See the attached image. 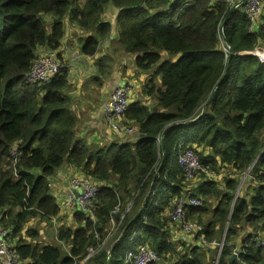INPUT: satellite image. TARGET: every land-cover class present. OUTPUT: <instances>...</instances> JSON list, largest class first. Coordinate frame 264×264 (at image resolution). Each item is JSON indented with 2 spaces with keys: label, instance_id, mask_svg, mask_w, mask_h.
Listing matches in <instances>:
<instances>
[{
  "label": "trees",
  "instance_id": "1",
  "mask_svg": "<svg viewBox=\"0 0 264 264\" xmlns=\"http://www.w3.org/2000/svg\"><path fill=\"white\" fill-rule=\"evenodd\" d=\"M107 7L117 11L113 24ZM230 10L218 0H0V226L11 229L20 264H124L132 236L165 263L229 264L236 252L231 264H264V248L252 241L264 229V65L252 55L264 49V10L252 30L240 9ZM67 20L88 35L84 56H95L116 28L123 53L151 75L141 92L153 103H130L124 114L137 137L81 142L64 65L47 85L25 82L39 55L60 60ZM97 72L99 89L110 70ZM182 139L213 175L202 174L196 188L177 163ZM64 166L99 186L93 210H73L57 246L25 242L30 220L60 215L51 181ZM185 195L201 201L187 218L203 232L180 251L167 215ZM130 202L108 238L111 212ZM201 238L221 239L222 249Z\"/></svg>",
  "mask_w": 264,
  "mask_h": 264
},
{
  "label": "built area",
  "instance_id": "2",
  "mask_svg": "<svg viewBox=\"0 0 264 264\" xmlns=\"http://www.w3.org/2000/svg\"><path fill=\"white\" fill-rule=\"evenodd\" d=\"M227 8L240 9L246 20L251 26V30L255 26L258 18L264 10V0H245L239 5L241 0H218ZM224 48V52H226ZM252 55L256 57L261 64L264 65V49L256 48L252 51ZM64 68L62 62L53 55H39L36 61L33 62L30 71L25 75V82L29 85L39 84L47 85L58 75ZM130 85L120 86L113 89L107 100L103 104V114L106 123L112 135L118 139H126L128 137H137L136 130L126 124L124 120L125 111L130 104ZM161 137H157V143H160ZM177 163L179 164L186 180L193 181L197 175L205 174L208 178H213V175L203 166L199 160L198 154L192 149L186 147V140L182 139L177 144ZM16 149L10 151L12 158L16 157ZM70 191L66 195V206L72 210L81 212H91L94 208V199L99 191V186L92 183L90 180L74 175L69 181ZM133 202H130L125 209L120 210L119 205L111 212L110 229L108 238L112 236L125 219L126 215L130 213ZM201 206L200 199L185 195L181 199H174L172 201V208L169 211L167 218L170 220L169 227L178 225L182 232L188 236H194L203 232V227L196 221H191L187 218V211L189 209H197ZM119 216V223L116 224L114 217ZM143 221L139 223V226ZM11 229L0 226V264H20L19 256L14 251L11 243ZM135 236L130 237L129 242L131 246L126 250L124 256V264H157L159 261L158 255L151 250L147 245H134ZM252 241L259 248H264V229L258 236L252 238ZM202 245L210 246L209 248L218 247L222 249L223 242L216 243L215 241L208 244L201 238ZM96 249L89 248L88 254L84 262L92 258ZM233 255L237 256L236 252ZM83 262V263H84Z\"/></svg>",
  "mask_w": 264,
  "mask_h": 264
},
{
  "label": "crops",
  "instance_id": "3",
  "mask_svg": "<svg viewBox=\"0 0 264 264\" xmlns=\"http://www.w3.org/2000/svg\"><path fill=\"white\" fill-rule=\"evenodd\" d=\"M116 14L117 11L112 7H109L104 16V20L106 17L107 18L109 17V19L111 20V16H113L112 22H110L111 24H113L115 21ZM65 24H66L65 35L64 38L62 39L60 48L57 50L56 53L60 61L66 67V71L68 73L69 84L71 86V92L68 93V96L71 97L72 112H74L76 108L79 107L80 105L87 106L90 104L87 100L82 101L81 99H89L95 93L94 91H96V95H97V90L96 88L94 89V87L90 84V81L92 80V78H94V76H96L97 73L96 64L111 56L113 51L112 38L114 36H112L111 33L110 37L107 40L100 43L96 55L93 57H87L81 53V48L75 49L73 47L75 45L78 46V44L81 45L84 37H87L88 35L80 32L76 28V26L70 23L68 20L66 21ZM125 55L126 54H122V56H118L114 59V64L112 65L110 73L108 77L105 78L104 85L102 89H100L99 91V94L101 95L100 101L98 102L96 101V104L99 105V109L97 111L84 109V111L88 112L89 115L84 121L79 120L78 122V126L80 125V127L82 125L90 129V128H98L102 126L104 130H107V132L103 133L104 138H100V137L97 138V141L103 140V142L99 143L101 145L102 144L106 145L110 143V138H113L112 137L113 135L106 123L103 114V104L105 100H107L110 92L113 89L129 84L131 87V91L129 95L130 103L145 102L146 104L150 105L152 102L146 96L142 95L141 92L144 83L150 78L151 75L143 74L142 72H139L137 68L134 66V61H135L134 56H129V55L127 56L132 58L130 60V64L135 70L138 71L139 75H136L132 69H127L126 67L122 68L121 70V66H124L126 62L127 56ZM104 87H106V91H104ZM89 143L94 144L92 143V141H90ZM72 176H74V172L70 170L67 166H64L57 172V174L54 176V178L51 181L52 191L54 193V196L58 200V204L61 210L60 211L61 213L57 218L49 219V220H54L53 222L54 225L56 224V221L62 222V220H66L67 223H71L72 221L70 220V217L73 214V210L68 206H66L65 203L66 195L71 189L69 181L72 178ZM204 182L206 181L197 179L191 185L194 188H196L198 186H201V184H203ZM33 222L41 223L42 218H34L33 220H30L25 225L23 231H26V227ZM59 226H61V224ZM24 233L25 232H23V235ZM170 234L174 238H176V241H178L179 246H181L180 251L185 250L194 243V238L184 234L178 225H174L170 228ZM64 249L66 248L64 247Z\"/></svg>",
  "mask_w": 264,
  "mask_h": 264
},
{
  "label": "rangeland",
  "instance_id": "4",
  "mask_svg": "<svg viewBox=\"0 0 264 264\" xmlns=\"http://www.w3.org/2000/svg\"><path fill=\"white\" fill-rule=\"evenodd\" d=\"M108 8L109 7H107V9ZM107 9H106V12H107ZM112 19H113V16H111V20L109 19V17L108 18L106 17L105 21L112 22ZM112 36H114L112 38V47H113L112 54L107 59L101 61L99 64L98 63L96 64V67H97L96 69L97 70H98L99 67H102L104 65H105L106 69L111 70L112 65L114 64V59L116 57H118V56H122V54H125V53H123V51L121 49V46L119 44L117 29H115V28L112 29ZM73 48H75V49L76 48H81V45H79V44H78V46L75 45ZM127 55H129V54H126L125 56H127ZM129 56H133V55H129ZM131 59L132 58L127 56L125 65L121 66V70H122V68L126 67L127 69H132L136 75H139L138 71L135 70L132 67V65L130 64V60ZM97 74H98V72L96 73V76H97ZM96 76H94V78H92V80L90 81V84L94 87V89L96 88L97 95H96V91H94L95 93L89 99H81L82 101H84V100L86 101L87 100L90 104L87 105V106L80 105L74 111L76 118L78 120H80V121H84L89 115V113L85 112L84 109H86V110H95V111H97L99 109V105L96 104V101L97 102L100 101L101 95L99 94V91L102 88L98 89L97 87H95L94 84L96 82L95 81L96 80ZM93 90H92V92H93ZM104 91H106V87H104ZM69 92H71V86H70ZM152 103H153V101L151 102V104ZM77 129H78L80 141L83 142L86 145L90 141H92V143H94V144H99V143L103 142V140L97 141V138H99V137L100 138H104L103 137V133L107 132V130H104V128L102 126L98 127V128H90L89 129L86 126H82L81 125V127H80V125H79L78 127H76V130ZM76 137H77V135H76ZM94 138H96V139H94ZM133 138H135V137H133ZM34 171H35V175L38 176L40 171L39 170H34ZM201 178H202V174L197 175V177L192 179L193 181H191L190 183L192 184L195 180L201 179ZM192 194H194V192H192ZM207 205L209 206L210 203H208ZM53 222H54V220H49L48 218H42V222L41 223L33 222V223L29 224L26 227L27 231H29V230L35 231L37 233L36 237L27 236V235H25V233H24V235H21V236H23V239H25L24 240L25 242H28V243H30L32 245L39 244L41 246H45V245L57 246L58 242L56 240V232H57L58 226L60 224L61 225L64 224V226H66V225H69L70 223H67L66 220H62L63 223L59 222V221H56V224L54 225ZM23 232H25V231H23ZM18 238L19 237H17L16 240ZM223 238H224V235H223L222 239ZM220 241H221V239H219V240L216 239L217 243H219ZM157 264H171V262L165 263L162 260V258H159V261H158Z\"/></svg>",
  "mask_w": 264,
  "mask_h": 264
},
{
  "label": "water",
  "instance_id": "5",
  "mask_svg": "<svg viewBox=\"0 0 264 264\" xmlns=\"http://www.w3.org/2000/svg\"><path fill=\"white\" fill-rule=\"evenodd\" d=\"M244 1H245V0H241L240 3H239V5H241ZM234 10H235V7H234V8H231L230 11L232 12V11H234ZM231 12H230V13H231ZM224 23H225V21L223 22L222 26L224 25ZM230 52H231V51H230ZM171 125H174V123L168 125L167 127H169V126H171ZM162 137H163V136H162ZM160 144H161V148H162V151H163V148H164L163 138L161 139ZM250 179H251L250 177H247L246 182H249ZM142 207H143V204H142ZM142 207L139 209V211L137 212V214L135 215V217L139 215V213H140L141 210H142ZM228 222H229V220L227 221V224H226V228H225V231H224V236H225V233H226V230H227ZM236 259H237V257H236L235 255H232V256L229 258L228 263L231 264V263H232L234 260H236ZM106 264H110V259H109V258H108Z\"/></svg>",
  "mask_w": 264,
  "mask_h": 264
},
{
  "label": "clouds",
  "instance_id": "6",
  "mask_svg": "<svg viewBox=\"0 0 264 264\" xmlns=\"http://www.w3.org/2000/svg\"><path fill=\"white\" fill-rule=\"evenodd\" d=\"M237 257V256H236Z\"/></svg>",
  "mask_w": 264,
  "mask_h": 264
}]
</instances>
